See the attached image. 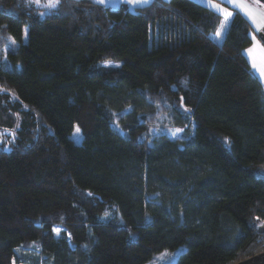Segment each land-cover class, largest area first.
Returning a JSON list of instances; mask_svg holds the SVG:
<instances>
[{
    "label": "trees",
    "instance_id": "obj_1",
    "mask_svg": "<svg viewBox=\"0 0 264 264\" xmlns=\"http://www.w3.org/2000/svg\"><path fill=\"white\" fill-rule=\"evenodd\" d=\"M234 17L218 42L193 0H0V264L264 250V87Z\"/></svg>",
    "mask_w": 264,
    "mask_h": 264
},
{
    "label": "snow or ice",
    "instance_id": "obj_2",
    "mask_svg": "<svg viewBox=\"0 0 264 264\" xmlns=\"http://www.w3.org/2000/svg\"><path fill=\"white\" fill-rule=\"evenodd\" d=\"M60 2L61 0H46L43 7L49 10H58ZM94 2L104 4L105 0H94ZM34 3L37 6H40L41 0H34ZM121 3L129 5L130 10L134 11L136 8L149 6L152 3V0H121ZM198 3L201 6L208 7L209 10L223 17L214 35L211 37L214 40H219L222 35L226 34L227 30L234 22V13L236 15H243L250 21L253 27V33L249 35L253 43L252 47L245 49V52L247 53L251 68L258 73L259 78L264 81V44L260 43V40H264V35L260 36V40L257 39V34L264 32V8L256 7L253 4H250L248 0H220V2H216V0H198ZM222 5H228L232 10H229V7H224ZM45 14L46 13H40L42 16ZM105 66L107 67L109 65ZM115 66L119 67V65ZM189 111V109H185L186 113ZM182 131L183 129L177 128L172 131L171 134L173 137H176ZM79 132L80 129L77 127L75 134H79ZM225 143H227V141ZM89 195L91 194L89 193ZM53 231L59 234L61 229L56 227Z\"/></svg>",
    "mask_w": 264,
    "mask_h": 264
},
{
    "label": "rangeland",
    "instance_id": "obj_3",
    "mask_svg": "<svg viewBox=\"0 0 264 264\" xmlns=\"http://www.w3.org/2000/svg\"><path fill=\"white\" fill-rule=\"evenodd\" d=\"M31 1L33 2V4H35L34 3V0H31ZM248 2L250 4H253L256 7L264 8V5L260 4L256 0H248ZM44 3H46V0H41L40 7L43 8V9H45V10H49V9L43 7V4ZM229 10H232V9H229ZM222 19H223V17H221V20ZM221 40H222V37L219 40H217V41L220 42ZM103 65H104L103 66L104 68H106L105 65H109V66H107V68H109V67H113V66L116 67L115 65H118V63H113V64L112 63H105ZM152 129L153 130H156V131L163 130V131L167 132L168 135L173 136L171 133H172V131H174L177 128L165 127V126H161L160 125V126H157V127H153ZM74 131L76 133V128L74 129ZM74 137L77 138L78 137V134H74ZM263 176H264V173H263ZM130 238L131 239H134L135 237L133 235H130ZM180 250H181V248H178L176 251L163 250V251H161L159 253L154 254L153 257L151 258V260H149L146 264H173L174 261H175L176 256L180 252ZM22 252H25V251H22Z\"/></svg>",
    "mask_w": 264,
    "mask_h": 264
},
{
    "label": "crops",
    "instance_id": "obj_4",
    "mask_svg": "<svg viewBox=\"0 0 264 264\" xmlns=\"http://www.w3.org/2000/svg\"><path fill=\"white\" fill-rule=\"evenodd\" d=\"M91 1H94V0H91ZM193 1H195V2H197L198 3V0H193ZM216 2H220V0H216ZM98 3V2H97ZM122 4H124V3H121V0H105V3L103 4V5H105V6H109V7H111V8H115V7H117V6H119V5H122ZM124 5H126L127 7H128V9L130 10V6L129 5H127V4H124ZM222 6H224V7H229L228 5H222ZM208 8V7H207ZM229 9H231L230 7H229ZM132 11V10H131ZM243 16V15H242ZM222 17V16H221ZM244 17V16H243ZM245 18V17H244ZM246 19V18H245ZM247 20V19H246ZM247 22L249 23V26H250V31H249V34H251V33H253V27H252V25H251V23H250V21L249 20H247ZM251 38V37H250ZM257 39L258 40H260V38L258 37V34H257ZM252 40H251V44L249 45V46H247L245 49H248V48H250V47H252ZM260 43L261 44H264V41H262V40H260ZM245 49L243 50V54H244V56L246 57V59H247V61H248V63H249V65H250V67H251V64H250V62H249V59H248V57H247V53L245 52ZM251 70L253 71V73L258 77V79L261 81V83H262V85H263V87H264V81H262L260 78H259V74L258 73H256L252 68H251Z\"/></svg>",
    "mask_w": 264,
    "mask_h": 264
},
{
    "label": "water",
    "instance_id": "obj_5",
    "mask_svg": "<svg viewBox=\"0 0 264 264\" xmlns=\"http://www.w3.org/2000/svg\"><path fill=\"white\" fill-rule=\"evenodd\" d=\"M257 2H259L260 4L264 5V0H256ZM261 35H264V32H261L260 34H258V36L260 37ZM264 41V40H262ZM233 264H264V250L251 255L247 258H244L242 260H239Z\"/></svg>",
    "mask_w": 264,
    "mask_h": 264
},
{
    "label": "flooded vegetation",
    "instance_id": "obj_6",
    "mask_svg": "<svg viewBox=\"0 0 264 264\" xmlns=\"http://www.w3.org/2000/svg\"><path fill=\"white\" fill-rule=\"evenodd\" d=\"M259 37V36H258ZM260 38V37H259Z\"/></svg>",
    "mask_w": 264,
    "mask_h": 264
}]
</instances>
